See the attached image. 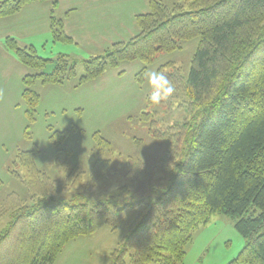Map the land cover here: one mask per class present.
<instances>
[{
  "label": "trees",
  "instance_id": "1",
  "mask_svg": "<svg viewBox=\"0 0 264 264\" xmlns=\"http://www.w3.org/2000/svg\"><path fill=\"white\" fill-rule=\"evenodd\" d=\"M32 1L51 2L52 38L69 41L63 20L52 12L58 0H0V18ZM170 2L149 0L148 10L135 15L138 32L82 60L78 80L79 85L123 62L139 61L145 71L160 53L198 38L187 76L172 62L156 70L176 89L165 102L185 116L162 125L152 118L154 112L139 116L149 130L157 123L154 136L168 133L169 148L157 164L158 172L168 176L167 185L141 198L122 185L109 195H124L119 201H90L80 193L54 195L52 183H45V196L21 206H0V264H53L69 241L95 232L101 222L114 230L127 211L136 209L107 264H182L195 228L217 213L232 216L245 240L226 264H264V0ZM4 46L21 64L37 70L23 77L21 98L30 124L40 99L30 84L70 79L76 75V60L63 53L42 57L12 36ZM145 101L151 104L148 94ZM67 132L53 130L49 138L58 146ZM58 149L57 154L68 151L66 144ZM36 152L17 151L15 163L31 160Z\"/></svg>",
  "mask_w": 264,
  "mask_h": 264
},
{
  "label": "rangeland",
  "instance_id": "2",
  "mask_svg": "<svg viewBox=\"0 0 264 264\" xmlns=\"http://www.w3.org/2000/svg\"><path fill=\"white\" fill-rule=\"evenodd\" d=\"M62 1L63 5L75 3L78 9L68 24L78 45L72 43L73 38L67 33L69 41H54L52 36L45 37L41 32L33 37L25 35L26 31L43 29L41 19L29 27L21 24L16 29L0 19V33L15 37L20 45L33 46L40 56L55 58L63 52L76 60V75L70 79L53 84L36 80L30 84L40 99L35 120L29 124L21 98L23 77L37 70L21 64L0 46V206H21L45 196L41 187L45 183H52L53 190H57L54 195L69 198L80 193L90 201L98 198L119 201L124 195L119 198L109 195L122 185L132 188L135 197L141 198L168 183V176L160 174L157 168L169 148L165 139L168 133L154 136L152 130L182 119L185 111L176 106L170 108L165 101L159 105L147 103L145 98L151 88L146 73L172 62L187 76L198 38L184 41L177 50L160 53L145 71L139 61L123 62L118 68L108 69L78 85L83 73L82 60L102 54L114 42L133 37L138 27L132 12L149 6L147 0ZM32 2L49 4L50 16V1ZM104 11L106 17L102 16ZM4 40L5 36L0 35L1 45ZM145 111L154 112L152 118L164 123L155 122V128L149 130L139 118ZM64 129H68L64 142L54 145L49 135L53 130ZM62 144L67 145L68 151L57 154ZM32 149L37 151L34 158L15 163L17 151ZM98 159L107 162L99 163ZM137 213V209L127 211L114 230L101 222L95 232L69 241L53 264L109 263L110 251ZM244 242L232 216L213 214L207 223L193 231L182 264H226L239 253Z\"/></svg>",
  "mask_w": 264,
  "mask_h": 264
},
{
  "label": "crops",
  "instance_id": "3",
  "mask_svg": "<svg viewBox=\"0 0 264 264\" xmlns=\"http://www.w3.org/2000/svg\"><path fill=\"white\" fill-rule=\"evenodd\" d=\"M149 3V0H147V4ZM49 4H47L46 2L43 3H38L37 2H31L27 5H25L20 11L6 16V17H2L0 19H4V21H7L8 25H10L11 28H19V26L22 24L24 26H31L32 24L36 23V21L38 19H41L40 21L43 22L44 27L41 30H37V31H26L25 35H29V36H34L37 33H40L42 35H44L45 37L47 36H52L51 35V28H50V16H49ZM148 9V8H147ZM146 8L140 9L139 11H133L132 12V16L134 18V15H136L137 13H142L145 12L147 10ZM78 12V9L76 7L75 3H70V4H66L63 5V1L62 0H58V4L55 10V14L57 15V17H60L63 20V25L65 28V31L67 34H69L72 38H73V42L74 44H77V41L75 40L74 34H71L70 31L68 30V24H69V20L73 17V15H75ZM102 16L106 17V12H102ZM134 30V29H133ZM11 34V33H10ZM0 35L5 36V38L7 35L5 33H0ZM15 38V37H14ZM16 39V38H15ZM32 40V39H30ZM28 42H31V41ZM23 44H28V43H23ZM31 44V43H29ZM1 48H3L4 50L11 52L10 50L6 49L4 46V42L3 45H1ZM13 54V56L15 57L14 53L11 52ZM63 53V52H62ZM15 59L17 60V58L15 57ZM18 61V60H17ZM23 77V76H22Z\"/></svg>",
  "mask_w": 264,
  "mask_h": 264
},
{
  "label": "clouds",
  "instance_id": "4",
  "mask_svg": "<svg viewBox=\"0 0 264 264\" xmlns=\"http://www.w3.org/2000/svg\"><path fill=\"white\" fill-rule=\"evenodd\" d=\"M146 77L151 88L148 94V100L151 104L159 105L175 93L174 84L164 72L152 71L146 73Z\"/></svg>",
  "mask_w": 264,
  "mask_h": 264
}]
</instances>
